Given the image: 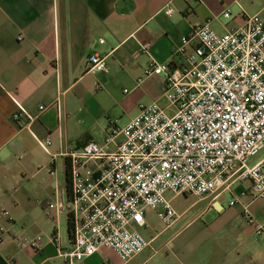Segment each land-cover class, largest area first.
Masks as SVG:
<instances>
[{
    "label": "crops",
    "instance_id": "1",
    "mask_svg": "<svg viewBox=\"0 0 264 264\" xmlns=\"http://www.w3.org/2000/svg\"><path fill=\"white\" fill-rule=\"evenodd\" d=\"M246 15L264 20V0H0V264H65L61 252L72 247L60 206L71 196L65 154L89 141L105 146L142 107L167 109L166 77L148 72L186 65L193 50L181 52L182 39L196 25L212 20L224 34ZM94 53L106 57L107 73H88ZM21 109L26 116L15 120ZM249 191L241 181L204 200L168 193L179 218L145 237L151 248L125 263L102 248L77 264H264V198ZM38 236L39 250L17 241Z\"/></svg>",
    "mask_w": 264,
    "mask_h": 264
},
{
    "label": "built area",
    "instance_id": "2",
    "mask_svg": "<svg viewBox=\"0 0 264 264\" xmlns=\"http://www.w3.org/2000/svg\"><path fill=\"white\" fill-rule=\"evenodd\" d=\"M224 16L231 18L229 12ZM211 21L183 37L181 52L186 46L193 50L186 65L162 63L148 72L166 77L167 109L157 103L142 107L126 127L111 130L105 146L89 141L65 154L71 196L60 206L74 223L72 247L61 252L65 264L82 262L102 248L125 263L151 248L140 232L149 227L148 212L166 226L179 218L168 193L204 200L248 181L250 195L264 198V158L247 164L264 148V20L246 15L242 26L224 34L214 31ZM107 70L106 57L89 56L88 73ZM25 114L21 109L14 118ZM119 136L116 150H108ZM40 145L47 151L51 141ZM56 208L49 204L46 216L54 219ZM2 217L12 219L9 211ZM17 241L22 249L42 247L41 236Z\"/></svg>",
    "mask_w": 264,
    "mask_h": 264
},
{
    "label": "rangeland",
    "instance_id": "3",
    "mask_svg": "<svg viewBox=\"0 0 264 264\" xmlns=\"http://www.w3.org/2000/svg\"><path fill=\"white\" fill-rule=\"evenodd\" d=\"M263 158H264V148L262 150H260L257 155L250 157L247 160V164L249 166H254L256 163L261 161ZM147 220H148L149 227L140 229V232L142 233V235L144 237H149L152 230H154V229L160 230L161 228L164 227V224H165L152 211L148 212ZM165 226H166V224H165Z\"/></svg>",
    "mask_w": 264,
    "mask_h": 264
},
{
    "label": "trees",
    "instance_id": "4",
    "mask_svg": "<svg viewBox=\"0 0 264 264\" xmlns=\"http://www.w3.org/2000/svg\"><path fill=\"white\" fill-rule=\"evenodd\" d=\"M68 180H69V195H70L71 194V178H70L69 167H68ZM68 229H69V236L71 238V243H72V241L74 240V223H73L72 216H69Z\"/></svg>",
    "mask_w": 264,
    "mask_h": 264
}]
</instances>
